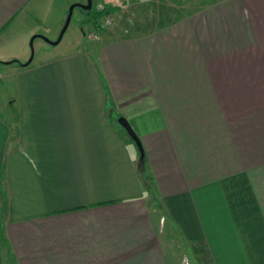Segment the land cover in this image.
<instances>
[{"label": "crops", "instance_id": "1", "mask_svg": "<svg viewBox=\"0 0 264 264\" xmlns=\"http://www.w3.org/2000/svg\"><path fill=\"white\" fill-rule=\"evenodd\" d=\"M148 2L28 58L82 0H0V264H264V0Z\"/></svg>", "mask_w": 264, "mask_h": 264}, {"label": "rangeland", "instance_id": "2", "mask_svg": "<svg viewBox=\"0 0 264 264\" xmlns=\"http://www.w3.org/2000/svg\"><path fill=\"white\" fill-rule=\"evenodd\" d=\"M148 1L149 0H110L108 3H103V0L102 1L92 0L91 9H95L96 11L102 10V8L107 5L118 7L117 8L118 10L116 12L112 14H108L96 20L95 22L89 21L86 18L87 13L85 10L75 8L73 10L72 17L67 30L63 34L61 41L56 45H51L50 43L43 40L41 36L47 38L50 41H56L64 23H61L58 29H56L55 27H53L52 29L51 26L53 25L54 21H52V19L49 18L48 21L45 20L44 22L45 24L43 30L44 34L42 32L35 33L38 34V36L33 39L31 45H30L31 37L34 34H32L28 39L27 42L28 58L31 55L34 58L40 53L45 52L46 50L71 48L75 46H81V47L92 46L95 43L94 42L95 38L99 37V35H101V33L105 31H110L118 27L119 28L127 27L128 24L133 25L137 20L147 21L148 19L147 10L150 4ZM82 4H86V0H82ZM67 13L68 10L63 14L64 22ZM116 13L118 14L115 15ZM54 16L56 19V15ZM46 29L52 31L55 36H52V34H49L50 35L49 37L46 36L45 33H49L48 31H46ZM51 38H53V40ZM13 64L17 66L16 65L17 63H13ZM182 244H183V248L185 249V252L189 254L190 252H189L188 244L186 242ZM183 260L185 259H182L180 264H187L186 261ZM190 262L191 261H189L188 264H191Z\"/></svg>", "mask_w": 264, "mask_h": 264}, {"label": "water", "instance_id": "3", "mask_svg": "<svg viewBox=\"0 0 264 264\" xmlns=\"http://www.w3.org/2000/svg\"><path fill=\"white\" fill-rule=\"evenodd\" d=\"M75 8H79V9H83L85 11H90L91 8H92V0H86V4H80V3H73L69 6L68 8V13L66 15V19H65V22H64V25L58 35V38L56 41H50L48 40L47 38L41 36V38L43 40H45L46 42L50 43L51 45H56L58 44L61 39H62V36L63 34L65 33V31L67 30L68 26H69V23H70V20H71V17H72V13H73V10ZM37 37V36H35ZM33 37L31 39V43L33 41V39L35 38ZM30 62V60L25 64V66ZM118 124L127 132V134L130 136V138L135 142L136 146L138 147L139 151H140V154H141V158L143 157V149H142V145H141V142L139 140V138L137 137V135L135 134V132L133 131L132 127L130 126V124L127 122V120L123 117L119 118L118 119Z\"/></svg>", "mask_w": 264, "mask_h": 264}, {"label": "trees", "instance_id": "4", "mask_svg": "<svg viewBox=\"0 0 264 264\" xmlns=\"http://www.w3.org/2000/svg\"><path fill=\"white\" fill-rule=\"evenodd\" d=\"M117 8L118 7H116V6L107 5V6L103 7L102 10H99V11H96L95 9H91L90 11H86V13H87L86 18L89 21L95 22L96 20H98V19H100V18H102L108 14H112V13L116 12L118 10ZM18 64L20 66H25V64H21L19 62H18Z\"/></svg>", "mask_w": 264, "mask_h": 264}]
</instances>
